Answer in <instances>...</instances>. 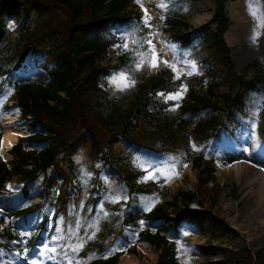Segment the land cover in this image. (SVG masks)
Instances as JSON below:
<instances>
[{"label": "trees", "instance_id": "16d2710c", "mask_svg": "<svg viewBox=\"0 0 264 264\" xmlns=\"http://www.w3.org/2000/svg\"><path fill=\"white\" fill-rule=\"evenodd\" d=\"M131 8L132 0H0V115L9 109L4 93L11 89L14 105L30 132L8 150L10 159L0 162V216L5 221L0 230L2 264H55L41 255V249L45 244L52 246L50 241L57 235V227L63 228L67 236L69 227L79 219L84 225L80 236H84L87 225L98 216L99 231L85 244L78 259L100 254L130 232L136 234V243H146L157 252L154 264H178L167 236L178 239L177 228L193 200L223 232H232L216 212L222 187L215 183L206 186L212 182L213 168L204 162L203 148L194 151L189 141L195 146L205 144L223 128L225 120L232 121V110L242 106L241 91L255 90L264 78V55L262 64L255 61L245 67L258 72L251 79L220 70L231 64L222 39L229 26L224 0H214L212 17L206 23L214 27L213 32L203 33L200 38L174 11L167 10L163 24L171 41L182 51L191 52L201 74L174 79L170 70L163 68L147 79L146 95L137 96L123 108L97 84L124 62L122 55L119 66L99 65L107 48L118 41L111 29H137L140 37L151 31ZM25 14L31 18L22 17ZM7 20H14L16 26L9 29ZM26 66L40 70L45 83L15 84L13 79ZM182 83L187 85L185 98L174 115H166L168 104L157 99L156 94L174 93ZM219 86L225 91L214 93ZM24 143L31 148L25 150ZM139 151L189 162L197 172L195 189L178 190L169 201L147 212L130 204L119 210L104 202L109 209L105 217L95 208L104 192L102 184L96 177L90 190L88 184L81 183L78 158L91 172L93 164L101 162L106 176L120 182L122 178L114 165ZM12 177L17 179L16 193L4 190ZM34 198L38 203L28 205ZM49 212L50 224L46 228ZM34 215L41 216L40 223H30ZM140 221L146 227L139 231ZM153 226L155 232L150 233L148 228ZM30 230L34 233L27 237ZM208 248L219 252L230 264H264V247L255 251L246 247ZM126 252L136 255L134 249ZM119 255L89 264H116Z\"/></svg>", "mask_w": 264, "mask_h": 264}, {"label": "rangeland", "instance_id": "374dc122", "mask_svg": "<svg viewBox=\"0 0 264 264\" xmlns=\"http://www.w3.org/2000/svg\"><path fill=\"white\" fill-rule=\"evenodd\" d=\"M242 1H246V3L252 7L255 5V0ZM159 4L160 0H144L143 3L139 2V0H133V11L140 13L143 23V18L145 16L144 10L147 9L148 14L151 17L150 30L155 33V35L151 37L152 43L155 45L158 52L163 49L161 56L164 60H172L175 56L176 60L181 61V64L178 65L181 69H183V60L186 59L188 61H193L197 65L198 69V74L193 75H200V65L192 57L191 52L180 50L179 46L171 41L170 35L166 29H163L161 26V17L165 9L179 12V14L182 15L181 17L186 19V21L190 24L191 30L195 32L194 34L200 38L203 33L213 31L211 26L205 28L203 25L206 24L214 11V0H167V7L164 9H162ZM238 4H240L238 0H224L227 17L229 16L231 9L235 13L242 11L239 10L241 5ZM22 17L28 20L31 18V15L25 14ZM6 24L10 29H12L15 27L16 22L14 20H7ZM231 25L232 22L230 21V26ZM131 30L127 31L118 27L111 29L110 33L118 38L117 43L114 45H122L123 41L120 39V36ZM148 34L149 33L144 36ZM165 44L175 46L174 51L165 48ZM225 44L228 47V59L231 64H225L223 67H220V70L223 72L226 71V73L227 71L229 73L232 71L234 74H243L245 79H251L254 77L258 72L251 69L245 70V67L255 61L262 64L264 49H260V40L258 39L256 43H253L252 41L238 42L233 46H229L227 43ZM114 45L107 48L105 58L99 63V65L101 67L108 68L117 65L119 66L118 58L122 55L124 62L120 64L117 70H110L109 74L102 81L98 82L97 86L106 91L107 97L115 104L125 108L130 102H134L137 96L146 95L147 79L150 76H154L163 68L169 69L174 77L175 73L172 69L165 67L163 64L156 71L145 67L143 70L133 73L136 81L133 87H130L125 91L116 90L115 85H111L109 83V78L114 72L131 68L133 57L132 53L123 51V48H114ZM145 47L147 46L145 45ZM255 53L256 55H254ZM183 70L186 71V69ZM193 75L181 76L188 77ZM45 80L46 77L42 72L29 66L21 71L14 78L13 82L15 84H20L24 81H29L30 83L42 85L45 83ZM213 91L214 93H220L224 92L225 88L219 86L214 88ZM197 92L202 93L203 91L202 89H197ZM185 95L186 92L184 93L182 99L185 98ZM241 95L242 106L240 110L232 111V121L225 120L223 128L218 130L214 138L205 144H199L196 146L199 150L203 148L204 162H208L213 168L212 182L207 183L206 186L211 187V184L215 183L219 187H222L217 200L216 212L218 219L225 223L232 232H223V230L219 227L220 225L217 223L215 224L210 215L206 213L203 214L195 205L196 201H192L188 210L190 211V208L194 210L188 213L177 228V232L179 234L178 239H173L170 235L167 236V240L173 244L175 258L178 264H230L222 259L219 252L211 251L208 248L209 245L230 248L233 250L239 247H246L250 251H255L264 247V222L261 223L260 221L264 219V215L258 216V214H254L253 208L255 207V204L250 203L253 198V191L251 190L257 188V184L252 181L250 186L245 185L247 177H250L251 180H253L254 172L264 170V78L260 83L255 85V90H242ZM156 98L162 103L168 104L165 114L169 116L174 115L177 108L174 111L169 109H171L175 103L179 104L182 100L181 99L178 102H165L164 98L158 95V93L156 94ZM6 105L9 106V109L0 115V131L3 127L2 122L6 118L12 117L11 119L13 122L10 125L15 128L21 127L24 129L26 132L24 137L30 135L26 124L20 118L19 111L14 105L12 91L11 95L6 97ZM253 126H255L254 134ZM189 145L192 150H194V144L191 140L189 141ZM22 147L25 150H29L31 145L24 143ZM245 149H247V151H245ZM5 154V158L0 156V161H8L10 159V155L7 154V151ZM168 157L174 156L154 154L146 151H139L128 156L124 159V161H119L114 165L118 171V177L122 178L120 182L106 176L100 164L101 162H95L93 164L94 170L91 172L88 170L87 164L81 162L78 158L79 177L81 183L84 184L81 180L82 169L91 173V179L87 183L89 190L92 188L90 185L94 177H96L102 184L101 191L104 192H102L100 200L95 205L96 210L98 209L100 202L103 201L107 203L108 206L117 207L119 210L124 209L126 204H130L138 206L144 212H147L149 210H145L143 203V198L145 197L155 198L157 200L152 207L154 208L157 205L169 201L171 196L178 190L193 191L195 189L197 172L190 168L189 162L186 163L187 167H183L182 165L185 163L180 162L179 166L177 165L179 175L171 180L165 181L161 178L159 182H155L153 180L143 183L139 182L141 178L145 176V172L134 164V161L137 160V158L161 164V162L166 161ZM227 159L230 160L231 163H242L243 165L249 167L239 180H230L222 176L221 166ZM16 185L17 179L16 177H12L5 183L4 188L5 190L16 192ZM128 191H130V194ZM117 193L126 195L127 200H120L119 202L113 203L106 199L107 196L115 195ZM36 201L37 200H33L32 202L35 203ZM104 210L109 213V209L105 206ZM139 223L142 224V221ZM4 224L5 221L0 218V230ZM142 227H144V225H141L139 229H142ZM185 231L189 234L184 235ZM31 233L32 231L28 234ZM125 235V246L123 250L132 248L136 238V235L130 232H126ZM178 242H182L186 248L191 249V252L187 257L183 256L178 251ZM139 245H142L141 247L144 250L139 249L141 248ZM134 249H137V252L136 255L133 256H136L139 259V264H153L155 262L156 254L153 252L151 247L147 246V244L142 243L138 244V246L134 245Z\"/></svg>", "mask_w": 264, "mask_h": 264}, {"label": "snow or ice", "instance_id": "6c2138e0", "mask_svg": "<svg viewBox=\"0 0 264 264\" xmlns=\"http://www.w3.org/2000/svg\"><path fill=\"white\" fill-rule=\"evenodd\" d=\"M159 6L164 9L167 7V0H160ZM145 11V16L143 18V24L145 27L151 29L150 20L151 17L148 14L147 9ZM249 14L253 16L254 19H257V26L253 30L252 42L256 43L258 41L260 35V28L264 27V18H262L258 14V10L250 5ZM163 18V17H161ZM138 30L133 29L129 32H126L120 36V39L123 41V44L114 45V48H123V51L132 53L133 63L131 68L123 69L119 72H114L112 76L109 78V83L111 85H115L116 90L125 91L130 87H133L136 83L134 79V72H138L147 67L150 70L156 71L163 64L165 67H169L175 73L174 79H180L181 75H193L198 74L197 65L193 61L183 60V69L178 65L181 64V61L176 60L175 56L172 60H164L161 56L160 52L156 50L155 45L152 43L151 37L155 35L154 32H149L148 35L140 37L137 35ZM145 45L147 47H145ZM173 45L165 44V48L174 51ZM187 91V85L181 84L178 90L175 93L164 94L158 93L161 97L164 98L165 102L175 101L178 102L183 98L184 93ZM11 89L7 90L4 93V96H10ZM177 107H179L178 103H175L174 106L169 109L174 111ZM258 114V113H257ZM255 132V126H253V134ZM194 150H199L195 145H193ZM247 151V149H245ZM134 164L139 167L143 172H145V176L141 178L139 182H148L149 180H153L155 182H159L161 178L165 181L171 180L179 175L177 171V165L180 164L179 157H168L166 161L161 162V164H157L153 161L142 160L137 158L134 161ZM183 167H187V164H183ZM91 179V173L82 169L81 172V180L87 185L88 181ZM107 200L116 203L120 200H127V196L117 193L115 195H109L106 197ZM157 202L155 198H143L144 208L145 210H150L154 204ZM104 202L101 201L100 205L97 209L99 213H103L106 217L108 213L104 210ZM81 208H83V204H81ZM92 211V209H89ZM62 223V222H61ZM99 216L96 218L94 223H89L85 228L84 236H80V229L84 227L81 220L77 219L74 227H69L67 236L63 234V228L57 227V235L51 238L50 246L49 244H45L41 249V255L47 259H51L55 261V264H88L87 261L78 259L79 252L83 249L85 244L95 238V234L99 231L98 227ZM143 226V225H142ZM89 230H92L89 233ZM189 233L185 231L184 235H188ZM63 242V243H62ZM120 248L111 249V252L119 251ZM178 251L185 257L191 252V249L186 248L182 242H178ZM51 254V255H49ZM19 255V253H17ZM94 254L88 257V260L94 259ZM2 264V261H0ZM31 264H37V262L33 261Z\"/></svg>", "mask_w": 264, "mask_h": 264}, {"label": "bare ground", "instance_id": "6f19581e", "mask_svg": "<svg viewBox=\"0 0 264 264\" xmlns=\"http://www.w3.org/2000/svg\"><path fill=\"white\" fill-rule=\"evenodd\" d=\"M139 2L143 3L144 0H139ZM241 5L239 13H235L230 10L229 20L232 22V25L228 27L226 30L223 39L225 43L229 46H233L238 42H251L253 30L257 26V19H254L252 15L249 14V7L246 1L238 0ZM252 2V1H251ZM253 4V3H252ZM258 10V14L264 18V3L260 0H255V5L253 6ZM235 8V7H234ZM261 48L264 49V27L260 28V35L259 38ZM259 52V51H258ZM256 55V53L254 54ZM253 56V55H252ZM12 118V117H11ZM11 118H6L2 122V130L0 135V156L5 158V152L10 149V147L16 143L18 138H22L25 136L26 132L24 129L15 128L10 125L13 120ZM249 167L243 165L242 163H231L230 160H225L223 165L221 166V173L224 178L233 180H239V178L247 171ZM255 182L257 184V188L252 189L253 191V198L251 199L250 203L255 204L253 208L254 214H258V216L264 215V170H258L254 172L253 180L250 177H247L245 185H251V183ZM257 216V215H256ZM261 223L264 222V219L260 220ZM125 244L119 242L116 248H120L121 250L124 249ZM120 250V251H121ZM105 254H103V257ZM133 256L129 254L123 255L120 260L119 264H139Z\"/></svg>", "mask_w": 264, "mask_h": 264}, {"label": "crops", "instance_id": "0c3cea01", "mask_svg": "<svg viewBox=\"0 0 264 264\" xmlns=\"http://www.w3.org/2000/svg\"><path fill=\"white\" fill-rule=\"evenodd\" d=\"M181 16H182V15H181ZM212 32H213V31H212ZM212 32H209V33H212ZM201 36H202V35H201ZM138 244H142V243H134V244H133V248H134V245H137V246H138ZM143 244H144V243H143ZM145 244H146V243H145ZM139 246H140V245H139ZM141 246H142V245H141ZM141 246H140V247H141ZM147 246H149V245L147 244ZM149 247H150V246H149ZM139 249L144 250L142 247L139 248ZM134 250H135V252H137V251H136L137 249H134ZM153 252L156 254V252H155L154 250H153ZM123 255H126V253H123L121 256L118 257V262H116V264H119V260H120V258H121ZM129 255H130V256H133V254H129ZM133 257L135 258L136 256H133ZM135 259L139 262V259H138L137 257H136ZM156 260H157V255H156L155 262H156ZM155 262H154V263H155ZM154 263H153V264H154Z\"/></svg>", "mask_w": 264, "mask_h": 264}, {"label": "water", "instance_id": "95a60500", "mask_svg": "<svg viewBox=\"0 0 264 264\" xmlns=\"http://www.w3.org/2000/svg\"><path fill=\"white\" fill-rule=\"evenodd\" d=\"M116 246H117V244L114 246V248H116ZM114 248H113V249H114ZM111 249H112V248L106 250L104 253H102L100 256H97L96 258H97V259L104 260L105 258L110 257V256L113 254V252L110 251ZM115 252H117V251H115ZM103 254H105L104 257H103ZM92 260H94V259H91L90 261L88 260V263L91 262Z\"/></svg>", "mask_w": 264, "mask_h": 264}]
</instances>
